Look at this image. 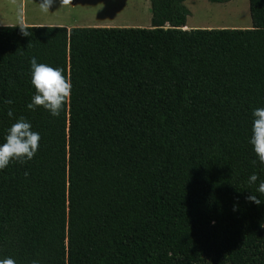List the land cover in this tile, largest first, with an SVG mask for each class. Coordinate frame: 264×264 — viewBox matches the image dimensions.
Returning a JSON list of instances; mask_svg holds the SVG:
<instances>
[{
    "label": "trees",
    "instance_id": "obj_1",
    "mask_svg": "<svg viewBox=\"0 0 264 264\" xmlns=\"http://www.w3.org/2000/svg\"><path fill=\"white\" fill-rule=\"evenodd\" d=\"M186 1L150 0V27L0 25V144L21 116L41 136L0 170V258L264 264V0L250 27L192 28ZM33 56L71 81L59 116L27 107Z\"/></svg>",
    "mask_w": 264,
    "mask_h": 264
},
{
    "label": "rangeland",
    "instance_id": "obj_2",
    "mask_svg": "<svg viewBox=\"0 0 264 264\" xmlns=\"http://www.w3.org/2000/svg\"><path fill=\"white\" fill-rule=\"evenodd\" d=\"M41 0H0V25L47 24L72 26L150 27V0H73L60 7L59 0L45 13ZM191 9L187 23L192 27L251 26L249 0L213 3L187 0Z\"/></svg>",
    "mask_w": 264,
    "mask_h": 264
},
{
    "label": "clouds",
    "instance_id": "obj_3",
    "mask_svg": "<svg viewBox=\"0 0 264 264\" xmlns=\"http://www.w3.org/2000/svg\"><path fill=\"white\" fill-rule=\"evenodd\" d=\"M72 2L73 0H59L60 7H66ZM55 3L56 0H41L39 6L43 12L47 13ZM18 25L22 35L28 36L31 34L29 26L23 21L18 23ZM44 26L39 25L37 27ZM28 46H30V43ZM30 65L31 83L36 92L32 97V102L27 107L34 110L36 106H43L53 116H59L71 95L72 84L70 79L63 75L64 69L62 67H52L45 63H38L35 56L30 58ZM5 103L11 104L13 101L6 99ZM252 115L253 123L250 143L253 145L260 164L264 165V107L254 109ZM8 116H14L11 109L8 110ZM40 139V134L33 131L31 124L21 116L8 129L7 135L4 137L5 142L0 144V170L6 168L12 160L22 164L31 160L39 149ZM252 163L255 164L256 161L253 160ZM27 174L26 172L25 175ZM258 179V175L253 173L250 175L248 182L250 185L255 184ZM255 192L264 196V180L259 182ZM246 198L257 205L261 203V200L255 194H250ZM261 227L264 228V223L261 224ZM0 264H17V261L8 256L0 258ZM31 264H40V262L34 259Z\"/></svg>",
    "mask_w": 264,
    "mask_h": 264
},
{
    "label": "crops",
    "instance_id": "obj_4",
    "mask_svg": "<svg viewBox=\"0 0 264 264\" xmlns=\"http://www.w3.org/2000/svg\"><path fill=\"white\" fill-rule=\"evenodd\" d=\"M237 27H240V26H237ZM242 27H249V26H242ZM185 28H192V26H190V25L187 23V25L185 26Z\"/></svg>",
    "mask_w": 264,
    "mask_h": 264
}]
</instances>
